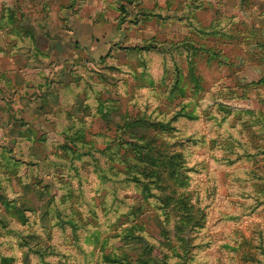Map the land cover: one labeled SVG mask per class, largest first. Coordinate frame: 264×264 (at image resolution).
I'll list each match as a JSON object with an SVG mask.
<instances>
[{
  "label": "rangeland",
  "instance_id": "1",
  "mask_svg": "<svg viewBox=\"0 0 264 264\" xmlns=\"http://www.w3.org/2000/svg\"><path fill=\"white\" fill-rule=\"evenodd\" d=\"M15 76L0 264H264V0H0Z\"/></svg>",
  "mask_w": 264,
  "mask_h": 264
},
{
  "label": "crops",
  "instance_id": "2",
  "mask_svg": "<svg viewBox=\"0 0 264 264\" xmlns=\"http://www.w3.org/2000/svg\"><path fill=\"white\" fill-rule=\"evenodd\" d=\"M38 4V1L35 2V5ZM101 19L98 18H93V19H79L77 21H73V26H72V30L70 31V38L72 39V41L74 40L76 45L78 46L75 47V44H72V46L74 48H71L72 52L77 53L78 55L81 56V58L85 59V60H95L97 56L101 55L102 50H104V46L100 45L102 43H99L98 40L101 39L103 35L105 34L106 30H114L115 33H118L117 30V26L115 22H109V20L105 21H100ZM47 33H45V35H47L48 37L50 36L49 29L46 30ZM122 32L121 30L119 31V33ZM56 37V36H55ZM71 41V42H72ZM15 78L17 79V77H14V81L12 83L8 82V81H0V98L5 95L2 94V89L4 90V88L7 89H12L13 91H15L16 89H13V87L17 88L18 85H23L22 89L24 88V80L23 77H21V80H15ZM36 77L32 76V77H28L29 79V83H31L32 81H34ZM11 86H10V85ZM26 84V82H25ZM10 86V87H9ZM20 91V90H18ZM22 92V90L20 91ZM8 92H5L4 94H6ZM18 93V92H17ZM24 93V92H22ZM2 97V98H3ZM16 98H18V96L14 97L13 99L16 100ZM1 100V99H0ZM22 102H25V100H22Z\"/></svg>",
  "mask_w": 264,
  "mask_h": 264
},
{
  "label": "trees",
  "instance_id": "3",
  "mask_svg": "<svg viewBox=\"0 0 264 264\" xmlns=\"http://www.w3.org/2000/svg\"><path fill=\"white\" fill-rule=\"evenodd\" d=\"M166 200H170V197H167V199Z\"/></svg>",
  "mask_w": 264,
  "mask_h": 264
}]
</instances>
